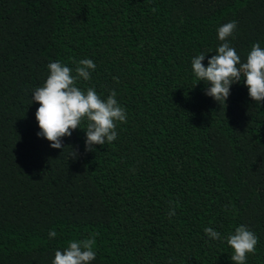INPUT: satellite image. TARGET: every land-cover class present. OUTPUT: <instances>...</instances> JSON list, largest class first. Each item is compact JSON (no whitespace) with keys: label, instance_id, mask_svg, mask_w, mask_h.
I'll list each match as a JSON object with an SVG mask.
<instances>
[{"label":"trees","instance_id":"1","mask_svg":"<svg viewBox=\"0 0 264 264\" xmlns=\"http://www.w3.org/2000/svg\"><path fill=\"white\" fill-rule=\"evenodd\" d=\"M233 20L243 63L264 48V0H0V264H52L95 233L92 264H234L240 225L259 239L246 264H264V103L242 77L221 105L191 64ZM81 59L96 69L77 86L114 90L127 122L96 151L82 129L54 149L32 94L49 63Z\"/></svg>","mask_w":264,"mask_h":264},{"label":"clouds","instance_id":"2","mask_svg":"<svg viewBox=\"0 0 264 264\" xmlns=\"http://www.w3.org/2000/svg\"><path fill=\"white\" fill-rule=\"evenodd\" d=\"M238 22L233 20L218 28V38L221 43L216 54L208 59L204 65L206 55L201 53L192 59V70L198 81H203L206 87L205 94L214 98L221 105L226 104L230 89L234 83L244 84L248 88L250 98L256 103H264V48L254 43L246 57H241L236 49L230 46L229 38H234ZM73 63H77L73 61ZM49 75L43 86L34 89L32 103L40 106L36 111V120L40 131L38 136L46 138L54 149H64V137H71L77 129L86 132L85 151H96V145L111 144L118 138L117 124L127 122L126 109L116 99L113 90L102 98L93 87L82 90L77 86L80 79L88 81L96 64L91 59H81L73 69L60 61L48 64ZM82 125H86L83 126ZM78 156L73 150L72 158ZM71 158V159H72ZM176 215L175 207L169 211V218ZM211 240H220L221 233L212 227L204 229ZM49 238H55L57 232L53 229ZM99 233L82 240H71L67 247L55 252L52 264H92L96 259V239ZM227 244L232 248L231 260L234 264H246L249 254L256 253L259 242L256 234L245 225L235 228L234 233L225 237Z\"/></svg>","mask_w":264,"mask_h":264}]
</instances>
